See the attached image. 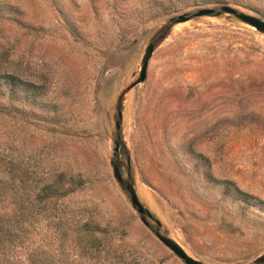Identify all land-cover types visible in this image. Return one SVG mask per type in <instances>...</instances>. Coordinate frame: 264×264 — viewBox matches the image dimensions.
Instances as JSON below:
<instances>
[{
  "label": "rangeland",
  "instance_id": "obj_1",
  "mask_svg": "<svg viewBox=\"0 0 264 264\" xmlns=\"http://www.w3.org/2000/svg\"><path fill=\"white\" fill-rule=\"evenodd\" d=\"M223 6L264 22V0H0V264H183L155 230L264 264V34L175 23Z\"/></svg>",
  "mask_w": 264,
  "mask_h": 264
},
{
  "label": "water",
  "instance_id": "obj_2",
  "mask_svg": "<svg viewBox=\"0 0 264 264\" xmlns=\"http://www.w3.org/2000/svg\"><path fill=\"white\" fill-rule=\"evenodd\" d=\"M220 14L232 16L238 22L249 26L250 28L254 29L259 34H264V22L254 18L252 16H248V15H245L242 13H238L235 10H233L229 7H226V6L220 7L218 9V11H214L212 9H200V10L196 11L195 13H193L192 15L177 18L175 23H182V22H184L188 19H191V18L210 17V16L216 17ZM151 52H152V45H147L144 49V53H143L141 60H140V68H139L137 79L134 83H132L130 85V88L135 86L136 84L142 83L144 81L146 66H147V62L150 58ZM116 151H117V149H116V145H115L113 153L115 154ZM111 170H112V175H113L114 179L116 180V182L120 185L123 184L124 190L128 196V201H129L130 206L138 213L139 219L143 223V225L148 226V222L146 221V217L150 218V214L139 203L133 186L128 182L122 181L121 175L115 166H112ZM154 223L158 227V222L154 221ZM154 236L164 247H166L178 259H180L183 264H203L202 262L188 256L184 252V250L176 242H174L172 239H170L167 236L161 235L157 230L154 231ZM254 262L255 263L264 262V252L262 254H260L257 258H255Z\"/></svg>",
  "mask_w": 264,
  "mask_h": 264
}]
</instances>
